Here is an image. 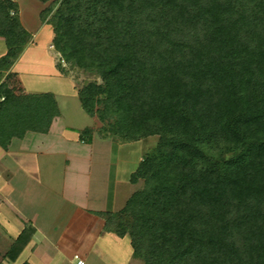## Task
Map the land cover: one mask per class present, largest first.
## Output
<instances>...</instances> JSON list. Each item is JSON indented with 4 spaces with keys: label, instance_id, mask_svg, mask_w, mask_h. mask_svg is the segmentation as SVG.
<instances>
[{
    "label": "trees",
    "instance_id": "trees-1",
    "mask_svg": "<svg viewBox=\"0 0 264 264\" xmlns=\"http://www.w3.org/2000/svg\"><path fill=\"white\" fill-rule=\"evenodd\" d=\"M58 70L117 142L157 136L129 175L122 208L96 214L143 264H264V0H39ZM0 146L47 132L51 93L10 69L31 39L0 0ZM24 233L6 253L14 258ZM28 264V263H23Z\"/></svg>",
    "mask_w": 264,
    "mask_h": 264
},
{
    "label": "crops",
    "instance_id": "crops-1",
    "mask_svg": "<svg viewBox=\"0 0 264 264\" xmlns=\"http://www.w3.org/2000/svg\"><path fill=\"white\" fill-rule=\"evenodd\" d=\"M12 1L31 39L10 71L25 93H51L59 113L47 132L29 130L21 138L12 137L5 148L0 146V260L143 264L132 248L122 249L125 237L105 227L96 214L117 211L128 198L122 186L130 185L129 176L124 178L119 156L124 142L97 132L90 141L80 139V131L95 122L81 106L76 82L61 73L56 58L45 51L46 43L54 48L52 27L40 16L49 2ZM5 51L0 37V57ZM23 233L26 238L9 258L6 253Z\"/></svg>",
    "mask_w": 264,
    "mask_h": 264
},
{
    "label": "rangeland",
    "instance_id": "rangeland-1",
    "mask_svg": "<svg viewBox=\"0 0 264 264\" xmlns=\"http://www.w3.org/2000/svg\"><path fill=\"white\" fill-rule=\"evenodd\" d=\"M45 46H46L45 51H47L48 55H51V56L53 55L56 58V61H58V62L61 61L62 64L65 63L62 60L60 54L58 52H56L54 48H53V50L56 53H54L53 50L48 49L47 43L45 44ZM8 72H11L10 69L5 71V76ZM69 74L71 76H73V78H75V80H77L79 86H82L83 84L87 83L88 81L98 80L94 74H90V73L80 71V70L79 71H76V70L71 71ZM93 119L95 122V125L93 127V128H95V131L101 129L102 123L98 120L97 117H94ZM156 141H157V136H150V137L146 138L145 140L124 142L121 144L119 156L121 157L120 164H121V167L123 168L122 172H124L123 175H124L125 179H127V176H129V173L131 171L135 170V168H136L140 158H142L143 154L147 151H150L153 148V146L156 144ZM131 191H133V187L131 185L125 184L122 186V192H123L124 197H125V194H124L125 192L129 193V195H130ZM124 237L125 238L122 242V249H125V247H129V249H131L129 237L126 235ZM3 257H5V255H3ZM0 264H5V263L2 262V260H0Z\"/></svg>",
    "mask_w": 264,
    "mask_h": 264
},
{
    "label": "built area",
    "instance_id": "built-area-1",
    "mask_svg": "<svg viewBox=\"0 0 264 264\" xmlns=\"http://www.w3.org/2000/svg\"><path fill=\"white\" fill-rule=\"evenodd\" d=\"M76 264H84V261H83L82 259H78V260L76 261Z\"/></svg>",
    "mask_w": 264,
    "mask_h": 264
}]
</instances>
